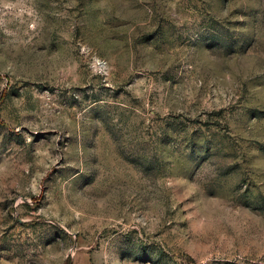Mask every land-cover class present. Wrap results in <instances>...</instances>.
Returning <instances> with one entry per match:
<instances>
[{"label": "rangeland", "instance_id": "rangeland-1", "mask_svg": "<svg viewBox=\"0 0 264 264\" xmlns=\"http://www.w3.org/2000/svg\"><path fill=\"white\" fill-rule=\"evenodd\" d=\"M0 264H264V0H0Z\"/></svg>", "mask_w": 264, "mask_h": 264}]
</instances>
